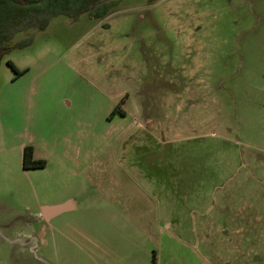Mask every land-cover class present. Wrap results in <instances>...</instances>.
<instances>
[{"label": "rangeland", "instance_id": "374dc122", "mask_svg": "<svg viewBox=\"0 0 264 264\" xmlns=\"http://www.w3.org/2000/svg\"><path fill=\"white\" fill-rule=\"evenodd\" d=\"M104 1L103 16L27 26L0 56V264H151L123 225L112 244L85 210L53 228L31 214L50 187L134 179L124 168L150 150L152 178L198 162L221 188L264 159V0ZM26 144L44 168H23Z\"/></svg>", "mask_w": 264, "mask_h": 264}, {"label": "crops", "instance_id": "0c3cea01", "mask_svg": "<svg viewBox=\"0 0 264 264\" xmlns=\"http://www.w3.org/2000/svg\"><path fill=\"white\" fill-rule=\"evenodd\" d=\"M136 120L150 124V116L144 114ZM147 152L146 165L124 168V175L132 173L134 179L121 182L118 173L110 172L112 177L101 182L98 191L91 182L77 192L50 187L46 192L54 193L52 199L40 201L31 216L44 223L42 228H53L61 221L75 220L73 215L85 210L102 222V238L118 244V228L123 225L136 235L143 252L155 250L157 264H264L263 157L251 159L253 165L251 170L245 167V176L241 173L221 188L206 184L204 166L198 162L168 168L172 173L167 179L152 178L157 168L152 167V150ZM132 163L143 164L138 159ZM140 173H149V180H140ZM206 191L220 193L206 196ZM206 238H212L210 248ZM217 245L223 248L221 255L215 252Z\"/></svg>", "mask_w": 264, "mask_h": 264}, {"label": "trees", "instance_id": "16d2710c", "mask_svg": "<svg viewBox=\"0 0 264 264\" xmlns=\"http://www.w3.org/2000/svg\"><path fill=\"white\" fill-rule=\"evenodd\" d=\"M114 4L115 1L104 0H0V56L10 51L6 43L31 24L44 28L54 16H76L86 11L99 17L106 15ZM28 42L26 39L20 40L14 46L23 48ZM8 64L16 74H21L12 62L9 61ZM117 112L122 113L121 109L116 107L113 114ZM22 155L24 169H41L46 166L44 159L34 157L31 145L23 147ZM151 264H157L155 250L152 251Z\"/></svg>", "mask_w": 264, "mask_h": 264}, {"label": "water", "instance_id": "95a60500", "mask_svg": "<svg viewBox=\"0 0 264 264\" xmlns=\"http://www.w3.org/2000/svg\"><path fill=\"white\" fill-rule=\"evenodd\" d=\"M30 3H34V2H30Z\"/></svg>", "mask_w": 264, "mask_h": 264}]
</instances>
